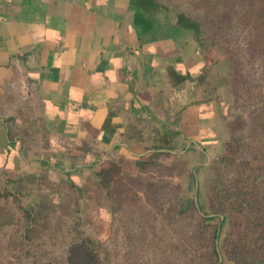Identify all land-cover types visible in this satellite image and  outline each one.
Instances as JSON below:
<instances>
[{
    "label": "crops",
    "instance_id": "obj_1",
    "mask_svg": "<svg viewBox=\"0 0 264 264\" xmlns=\"http://www.w3.org/2000/svg\"><path fill=\"white\" fill-rule=\"evenodd\" d=\"M199 53L186 31L139 43L128 0H0V171L95 178L110 160L134 167L156 129L177 130L168 155L202 169L223 132Z\"/></svg>",
    "mask_w": 264,
    "mask_h": 264
},
{
    "label": "trees",
    "instance_id": "obj_2",
    "mask_svg": "<svg viewBox=\"0 0 264 264\" xmlns=\"http://www.w3.org/2000/svg\"><path fill=\"white\" fill-rule=\"evenodd\" d=\"M101 3L103 7L105 2ZM128 7L139 43L186 31L199 47L214 48L222 58L227 55L232 59L234 95L239 87V99L245 96L242 108L247 111L250 131L244 134L239 129L224 140V156L215 161V175L208 180V187L215 199L213 210L223 214L231 211L232 230L238 231L223 244L225 256L234 264H264V75L258 83L252 70L244 82L240 73L244 64L223 49L227 40L236 46L240 43L241 6L231 5L233 10L227 16L230 39L224 36L226 22L217 14L205 21L181 4L172 20L161 0H128ZM261 24L258 17L253 27ZM158 28L162 29L156 32ZM256 35L264 45V32ZM254 36V32L247 33L248 51L262 55L264 51L256 46ZM257 56L248 58L245 68L253 66ZM210 65L212 62H205L204 67ZM168 76L174 82L185 79L171 68ZM178 135L176 131L152 130L147 136L150 146L146 159L136 162L135 175L124 171L117 160H110L96 171L99 184L110 198L113 218L112 234L106 241L89 232L86 226L90 222L80 219L76 212H67V208H49L45 223L33 224L31 214L17 196L1 183L0 232H9L6 243L0 237V253L5 249L18 264H219L217 236L221 224L214 223L211 216L183 208L178 190L162 176L138 177L146 167L157 166L159 158L169 154ZM129 182L141 184L144 198L139 196L140 202H128ZM159 204L164 205L165 213L152 209Z\"/></svg>",
    "mask_w": 264,
    "mask_h": 264
},
{
    "label": "rangeland",
    "instance_id": "obj_3",
    "mask_svg": "<svg viewBox=\"0 0 264 264\" xmlns=\"http://www.w3.org/2000/svg\"><path fill=\"white\" fill-rule=\"evenodd\" d=\"M167 5L169 16L173 17L180 11L181 4H183L189 12L193 15L204 19L206 17H212L214 14L220 15L223 23L226 22L224 27V36L231 38L230 30L227 29L229 21L227 16L232 12L231 5L241 6L239 9V18L242 19L240 23V43L235 45L227 40L224 51L231 56L234 54L233 59H239L244 64L241 69L244 82L248 78V72L256 71V81L261 83L262 76L264 75V53L257 56V52L252 54L248 51L249 40L247 39L248 32L255 33L256 46L260 50L264 51V45L259 43V37L256 33L261 34L264 32V0H161ZM222 7H219L222 5ZM161 17V16H160ZM260 17L262 24L256 29L254 21ZM251 20L253 23L248 24L247 21ZM222 23V24H223ZM221 53L216 52L214 48L203 49L200 47V63L195 71L196 78L202 88L206 89V96L208 99H213L216 103L218 116L222 119V132H223V151L217 156L206 160L202 169H198L196 172L193 167H185L187 162L183 153L178 158H172L169 155H164L159 158L158 165L146 167L145 172L139 174L140 179H146L155 176H162L173 183L180 196V204L183 208H187L190 211L199 212L212 217L214 223H220L217 236V248L219 253V264H234L229 260L223 252V244L226 240L236 236L238 231L232 230L231 220L232 212L228 211L222 213L220 210L215 212L213 210V204L215 199L212 197L208 187V180L215 175V161L223 158L224 156V140L229 138L232 132L241 130L244 134L250 130V122L247 116V111L242 108V100L240 97V88L237 87V93L234 95V79L232 76L231 61L227 58L221 57ZM253 66L246 67V61L248 58H254ZM207 58L208 61H207ZM263 58V59H262ZM215 61V62H214ZM205 62L212 65L210 67H204ZM214 62V63H213ZM245 68V70H244ZM242 75L239 77L242 78ZM211 90V91H210ZM209 93L211 97H209ZM160 131V130H159ZM177 131V130H168ZM136 137V136H135ZM140 137V136H139ZM178 137V136H177ZM138 139V136L135 138ZM150 146V142L146 148ZM184 156V157H183ZM146 157V156H145ZM143 159H146V158ZM142 160V159H138ZM137 160V161H138ZM124 171L129 174L137 173L136 163L133 166L123 164L121 160H118ZM136 161V162H137ZM73 163V162H72ZM130 165V164H129ZM77 177V176H76ZM194 178L191 188H187L188 180ZM6 183L7 188L17 196L20 203L31 214V222L39 226L45 223V214L49 208L64 211L67 208V212H76L80 219L90 222L92 225L86 226L89 232H93L95 236L101 241H106L112 234V213L110 207V198L104 188L99 184L98 176L88 174L79 175L76 179H72L70 176H59L57 171L54 170H38L31 173V175H24L18 178H11L6 175L5 172L0 171V184ZM129 192L127 194V200L130 203L140 202L139 196L144 198L140 183H128ZM173 188V187H172ZM199 190V194L196 196V190ZM154 188H151V192ZM64 208V209H63ZM152 209L159 210L165 213V207L163 204L158 206H152ZM222 222V223H221ZM116 229V227H115ZM240 230V229H239ZM8 230L0 232L1 239H4L6 243L8 239ZM0 264H18L17 261L8 253L5 249L3 253H0Z\"/></svg>",
    "mask_w": 264,
    "mask_h": 264
}]
</instances>
